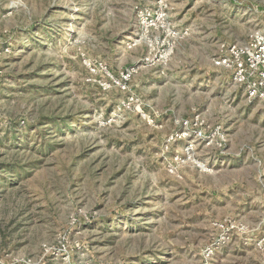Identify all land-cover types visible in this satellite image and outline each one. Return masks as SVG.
Returning <instances> with one entry per match:
<instances>
[{
	"label": "rangeland",
	"instance_id": "rangeland-1",
	"mask_svg": "<svg viewBox=\"0 0 264 264\" xmlns=\"http://www.w3.org/2000/svg\"><path fill=\"white\" fill-rule=\"evenodd\" d=\"M254 30L264 0H0V264H264V103L213 63Z\"/></svg>",
	"mask_w": 264,
	"mask_h": 264
},
{
	"label": "built area",
	"instance_id": "built-area-1",
	"mask_svg": "<svg viewBox=\"0 0 264 264\" xmlns=\"http://www.w3.org/2000/svg\"><path fill=\"white\" fill-rule=\"evenodd\" d=\"M164 7L162 1H159V11H163ZM140 14L145 15L144 24L145 26L148 25L145 20L151 17L149 11L147 9L141 10ZM213 63L216 67L228 72L232 82L244 88L249 102L264 103V33L261 30L251 32L245 43L221 42ZM177 123L180 125L179 130L171 135L170 140H176L189 134L187 131L192 132L197 138H204L202 127L205 126V122L199 115L180 120ZM181 130L184 132H180ZM216 132L218 134L217 139L224 141L222 132L221 134L219 131ZM192 147V144L188 143L185 150L190 151Z\"/></svg>",
	"mask_w": 264,
	"mask_h": 264
}]
</instances>
